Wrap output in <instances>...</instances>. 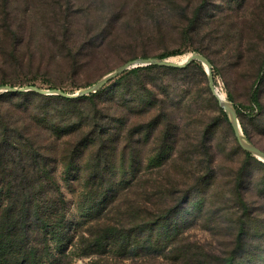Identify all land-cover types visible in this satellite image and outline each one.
<instances>
[{
	"label": "trees",
	"instance_id": "trees-1",
	"mask_svg": "<svg viewBox=\"0 0 264 264\" xmlns=\"http://www.w3.org/2000/svg\"><path fill=\"white\" fill-rule=\"evenodd\" d=\"M209 4L210 0H199L179 34L180 38H189V48L209 59L214 76L219 67L209 45L220 34L219 26H210L209 19L207 23L202 21L203 15L211 14ZM231 31L230 27L224 28L220 37L221 50L227 48V55L232 48L228 40ZM182 52L181 49L165 50L156 57L167 58ZM261 64L258 83L250 99V107L257 106L260 111L263 110L260 93L264 83V61ZM199 75L207 78L202 63L193 60L182 68L151 64L133 67L96 92L76 98L35 91L0 93V264H69L66 250L74 245L84 256L101 255L92 257L88 264H112L102 255L106 251L119 258L141 253L161 255L178 264H264V213L258 212L247 198L254 180L250 163L256 162L263 167L264 163L242 147L245 158L232 177L231 199H227L232 202L226 207L235 211L232 218L237 229L234 247L214 262H206L204 258L208 254L196 249L181 235L184 219L177 217L179 210L194 192L205 191L216 180L209 138L215 122L222 118L227 121L224 109L207 83L208 100L214 103L218 113L211 116L202 129L198 145L202 152H199L201 166L189 172L192 182L181 190L182 196L176 197L179 198L176 204L160 203V199L180 192L176 183L166 181L161 170L174 158L172 154L179 141L181 121H191L200 105V93H195L194 88ZM228 95L233 100L230 92ZM234 105L243 132L250 138L242 109ZM147 141L154 145L144 161L140 149ZM121 142L125 143L119 178H106L102 165L116 153ZM85 154L92 159L89 167L92 171L87 180L92 183L106 181L109 186L102 191L98 186L87 188L90 194L85 197L86 202H101L109 195L108 202L114 205L122 190L134 188L143 181L150 182L152 190L145 191L142 197L130 198L128 207L121 212L124 219L118 215L108 217L91 226L89 235H81L75 242V235H68L67 200L59 187L51 184L53 174L47 168L52 169V162L59 155L68 165V172L75 171ZM52 155L56 156L51 160ZM142 165L146 166L144 171L139 169ZM195 166L198 168L197 164ZM152 167L157 168L154 177L149 172ZM116 185L124 189L116 190ZM259 187L264 195V175ZM152 196L153 201L150 200ZM195 202H190L185 219L193 213V208L203 204L202 199ZM107 203L91 220L98 221L99 211L103 209L108 215L111 209L107 211ZM261 210L264 212L262 207Z\"/></svg>",
	"mask_w": 264,
	"mask_h": 264
},
{
	"label": "rangeland",
	"instance_id": "rangeland-1",
	"mask_svg": "<svg viewBox=\"0 0 264 264\" xmlns=\"http://www.w3.org/2000/svg\"><path fill=\"white\" fill-rule=\"evenodd\" d=\"M198 1L0 0V86L36 85L41 88L60 87L67 92H75L96 82L126 61L143 55L156 57L165 50L181 49L184 52L169 56V59L182 61L188 53L195 50L189 48V38H180L179 31L189 22ZM208 9L211 14L203 15L202 21L207 23L209 19L210 26H219L217 29L220 34L209 45L219 67L214 74V85L223 98L242 109L251 136L249 138L243 132L244 135L251 143L264 150V83L260 93L263 110H258L257 106L250 107L251 91L258 83L261 63L264 61V0H210ZM226 27L232 29L228 37L232 48L228 55L227 48L221 50L220 44L222 30ZM206 83L209 84L208 76L204 79L199 75L194 88L197 91L195 93H200V105L191 121H181L179 141L172 154L174 158L169 159L161 170L166 181L176 183V188L180 189V192H173L171 196L160 199L163 205L172 206L178 202L182 196L181 190L192 182L193 177L189 172H195L201 166L202 157L198 145L202 129L209 118L218 113L214 103L208 100ZM228 92L234 101L229 98ZM226 118L227 121L222 118L215 122L209 138L211 165L216 171V180L205 191L194 192L177 215L184 219L181 235L196 249L208 254L204 258L206 262H214L223 256V252L231 250L237 234L232 223L235 211L227 210L226 207L232 202H227L228 198L231 199L232 177L245 155L236 140L234 130L228 125L231 123L227 114ZM124 143L121 142L116 153L102 165L106 178L113 176L118 180L120 167L123 165ZM153 145L152 141L142 145L140 155L144 161L152 153ZM55 156L52 155L51 160ZM57 157L59 158L52 162V169L47 170H51L53 174L51 184H56L67 200L68 235L74 234L75 242L80 240L81 235L88 236L91 226L108 220V217L118 215L124 219L121 212L128 207L130 198L142 197L145 191L152 190L147 181L129 189L116 185V190H124L120 192L114 205L111 201L108 202V194L101 202L96 200L88 203L85 197H89L90 193L87 194V191L91 187L98 186L99 191L109 187L106 181L95 180L96 183H92L87 180L92 171L89 168L92 161L90 155L85 154L80 167L71 172H68L66 162L59 155ZM250 165L254 180L247 191V198L258 212L264 213L261 210L262 207L264 211V195L259 187L264 167L256 162ZM124 166L128 167L127 162ZM139 169L144 171L146 166L142 165ZM149 170L151 177H154L157 168ZM153 199L155 198L152 196L150 200ZM199 199H202L203 204L198 208L194 206L193 213L186 215L185 219L190 202L194 203ZM106 203L107 211L111 209L108 215L103 209L104 211H99L98 221L91 220L96 211ZM95 207L97 209L94 210ZM254 246L257 247L256 243ZM52 253H56L54 248ZM66 253L69 264H88L92 257L101 256H84L75 245L69 246ZM102 255L112 264H178L165 256L145 253L125 258L115 257L109 251Z\"/></svg>",
	"mask_w": 264,
	"mask_h": 264
},
{
	"label": "water",
	"instance_id": "water-1",
	"mask_svg": "<svg viewBox=\"0 0 264 264\" xmlns=\"http://www.w3.org/2000/svg\"><path fill=\"white\" fill-rule=\"evenodd\" d=\"M193 60H197L204 65V68L207 72L209 87L213 94L215 95L216 99L218 100L219 105L224 109L226 114L229 117L231 126L234 130V134L237 138L238 143L240 146L249 152L251 155L255 156L259 160L264 162V150L257 147L255 144L251 143L243 133V130L240 125V121L238 118L237 110L235 105L232 101L222 98L218 93L215 85H214V76L212 71V64L207 57L203 54L193 51L188 53L187 57L182 61H175L167 58H160V57H138L134 59H130L125 63L119 65L112 71L103 75L100 79L96 82L88 85L86 87L80 88L75 92H67L61 88H41L36 85H28V86H11V85H1L0 86V93L1 92H16V91H35L45 95H62L68 98H76L83 95H87L99 90L102 86H104L109 80L113 79L114 77L120 75L125 70L137 67V66H144V65H160V66H169V67H185Z\"/></svg>",
	"mask_w": 264,
	"mask_h": 264
},
{
	"label": "bare ground",
	"instance_id": "bare-ground-1",
	"mask_svg": "<svg viewBox=\"0 0 264 264\" xmlns=\"http://www.w3.org/2000/svg\"><path fill=\"white\" fill-rule=\"evenodd\" d=\"M172 58V57H171ZM221 96V95H220ZM222 97V96H221ZM223 98V97H222Z\"/></svg>",
	"mask_w": 264,
	"mask_h": 264
}]
</instances>
